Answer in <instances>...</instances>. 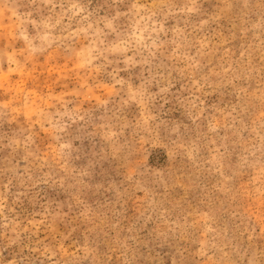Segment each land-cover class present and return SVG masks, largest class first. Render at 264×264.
Wrapping results in <instances>:
<instances>
[{
    "label": "rangeland",
    "instance_id": "obj_1",
    "mask_svg": "<svg viewBox=\"0 0 264 264\" xmlns=\"http://www.w3.org/2000/svg\"><path fill=\"white\" fill-rule=\"evenodd\" d=\"M0 264H264V0H0Z\"/></svg>",
    "mask_w": 264,
    "mask_h": 264
}]
</instances>
